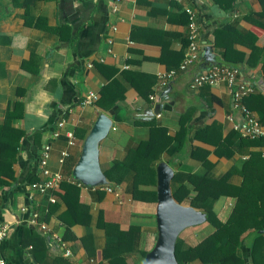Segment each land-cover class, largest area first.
I'll use <instances>...</instances> for the list:
<instances>
[{"label": "crops", "instance_id": "crops-1", "mask_svg": "<svg viewBox=\"0 0 264 264\" xmlns=\"http://www.w3.org/2000/svg\"><path fill=\"white\" fill-rule=\"evenodd\" d=\"M184 7L195 13L198 58L161 88L157 73L176 69L186 47ZM213 63L237 67L240 79L253 84L242 102L254 106L245 105L264 131V117L255 109L264 100V0H0V125L3 139L16 143L0 175V222L8 227L0 252L6 264L89 258L93 264H140L152 247L155 200L133 196L132 170L118 185L67 182L76 186L75 195L60 186L45 194L29 187L31 179H42L38 161L46 144L47 168L71 177L94 111L111 120L98 142L103 175L153 135L155 145L164 144L151 163L154 178L156 164L164 161L189 189V175L239 185L237 170L250 152L264 157V139L238 146L239 134L226 116L239 117L224 84L188 88L191 76ZM88 91L97 99L79 105ZM67 133L74 140L70 146ZM62 149L67 154L59 162ZM232 204L219 196L212 209L224 221ZM31 214L46 231L30 222ZM35 233L42 241L31 251Z\"/></svg>", "mask_w": 264, "mask_h": 264}, {"label": "trees", "instance_id": "trees-1", "mask_svg": "<svg viewBox=\"0 0 264 264\" xmlns=\"http://www.w3.org/2000/svg\"><path fill=\"white\" fill-rule=\"evenodd\" d=\"M104 91L100 97L104 95ZM99 98L97 104H100ZM255 98L256 96H253L252 100ZM243 101L245 103V98ZM260 101L263 108L255 109L262 118L264 100ZM245 105L248 108L254 107L252 104ZM3 137L6 136L0 125V175L6 174L5 171L12 160L9 151L16 144L8 143ZM237 138L238 146H246L260 139L262 142L264 136L256 140L242 138L239 135ZM163 140L168 141L165 134ZM163 147V142L155 145V139L150 135L138 147L128 149L122 161H113L109 164L108 170L104 173L107 184L118 185L124 179L123 174L132 170L130 191L133 196L155 200L153 188L155 178L151 163ZM120 171L122 172L119 173ZM237 173L241 177L237 186L226 182L224 177L212 179L207 176L196 178L189 175L187 181L192 187L190 189L178 182L176 174L172 175L170 191L173 199L178 203L186 200L189 206L201 211L205 217L204 221L212 226L211 231L193 245H185L178 236L176 237L173 254L177 264H190L194 260L199 264H264V231H261L264 228V157L258 152H250ZM59 186L75 195L76 186L67 182H61ZM144 186H152V189L142 188ZM191 189L192 192L189 191ZM219 196L233 199L232 207L224 221L219 220L212 209L213 202ZM32 240L34 244L31 245V251L35 249L36 244L41 243L42 238L35 233Z\"/></svg>", "mask_w": 264, "mask_h": 264}, {"label": "built area", "instance_id": "built-area-1", "mask_svg": "<svg viewBox=\"0 0 264 264\" xmlns=\"http://www.w3.org/2000/svg\"><path fill=\"white\" fill-rule=\"evenodd\" d=\"M118 1V0H115ZM183 12L186 16V47L182 56L181 61L178 63L177 68H170L162 72L157 73V85L161 88L165 87L168 81L176 74V70H184L187 66L191 65L198 58L197 49V34L198 25L195 19V13L189 7H184ZM89 66V65H88ZM240 71L237 67L227 64L213 63L204 68L203 70L193 74L188 82V88L197 89L202 85H216L224 84L231 97V106L238 113L239 120L233 121L231 114L226 116L227 121L231 124V128L236 131L240 137L247 139H256L264 135V131L261 125L255 118L253 112L248 109L242 102V99L249 95L253 91V84L247 83L240 79ZM97 99L96 93L88 91L79 101V105L86 106L92 104ZM158 116V114H156ZM63 126V120L57 121L56 129L52 131L53 136H57ZM74 143L73 137L70 133H67V146ZM49 145L43 146L38 166L42 179H36L29 183V187L34 189L40 194H45L58 188L61 182H72L77 185L80 184L78 181H74L69 176H64L61 171H50L46 166V158L48 155ZM67 154L65 149L60 152L59 162L62 161L63 157ZM246 158V157H245ZM108 190L110 188L107 187ZM50 201L54 200L53 196H49ZM30 222L38 225V229L46 231L47 228L44 223L36 221L35 214H31ZM8 227L3 222H0V241L3 240L7 235ZM60 247L64 256L70 255V250L63 241L60 242ZM0 264H6L4 257L0 252ZM72 264H93L92 259H88L84 263H72Z\"/></svg>", "mask_w": 264, "mask_h": 264}, {"label": "water", "instance_id": "water-1", "mask_svg": "<svg viewBox=\"0 0 264 264\" xmlns=\"http://www.w3.org/2000/svg\"><path fill=\"white\" fill-rule=\"evenodd\" d=\"M203 56L205 59L210 57L207 48H204ZM110 126L111 120L106 113L93 112L92 124L82 140L78 159L71 169V177L82 185L94 187L107 184L99 168L97 152L98 142ZM171 176V168L164 161H159L155 166L156 237L140 264H177L173 248L178 233L186 227L204 222L205 217L201 211L173 199L170 191Z\"/></svg>", "mask_w": 264, "mask_h": 264}, {"label": "rangeland", "instance_id": "rangeland-1", "mask_svg": "<svg viewBox=\"0 0 264 264\" xmlns=\"http://www.w3.org/2000/svg\"><path fill=\"white\" fill-rule=\"evenodd\" d=\"M211 229L212 226L207 221H204L200 224L182 229L178 233V238L182 240L185 245H192L199 239L207 235L211 231Z\"/></svg>", "mask_w": 264, "mask_h": 264}]
</instances>
